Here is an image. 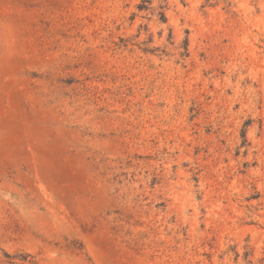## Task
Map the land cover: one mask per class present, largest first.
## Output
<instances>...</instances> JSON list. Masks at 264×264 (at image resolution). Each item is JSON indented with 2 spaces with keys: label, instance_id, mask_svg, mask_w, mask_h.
<instances>
[{
  "label": "rangeland",
  "instance_id": "rangeland-1",
  "mask_svg": "<svg viewBox=\"0 0 264 264\" xmlns=\"http://www.w3.org/2000/svg\"><path fill=\"white\" fill-rule=\"evenodd\" d=\"M0 264H264V0H0Z\"/></svg>",
  "mask_w": 264,
  "mask_h": 264
}]
</instances>
